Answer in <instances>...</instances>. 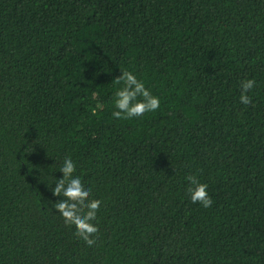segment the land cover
<instances>
[{
	"label": "trees",
	"instance_id": "1",
	"mask_svg": "<svg viewBox=\"0 0 264 264\" xmlns=\"http://www.w3.org/2000/svg\"><path fill=\"white\" fill-rule=\"evenodd\" d=\"M122 70L157 111L113 118ZM66 158L92 247L53 207ZM0 264H264V0H0Z\"/></svg>",
	"mask_w": 264,
	"mask_h": 264
},
{
	"label": "clouds",
	"instance_id": "2",
	"mask_svg": "<svg viewBox=\"0 0 264 264\" xmlns=\"http://www.w3.org/2000/svg\"><path fill=\"white\" fill-rule=\"evenodd\" d=\"M115 85L123 84L115 93V109L112 116L117 120L139 118L146 113L155 112L160 108V99L154 96L145 83L139 80L131 71L122 70V75L113 81ZM256 85L255 79H246L241 82L242 94L240 102L244 105L252 104L247 94ZM63 178L55 180L56 187L53 195L63 196L64 199L55 203L53 207L63 218L67 226H74L75 235L82 239L88 247L96 244L99 232L92 222L97 220V213L102 201L89 199L91 190L85 189L80 177L74 176L76 164L71 158L64 160L59 170ZM186 180L192 185L188 189L192 203H199L203 208H210L214 201L207 191L208 185L201 183L196 176L189 175Z\"/></svg>",
	"mask_w": 264,
	"mask_h": 264
}]
</instances>
